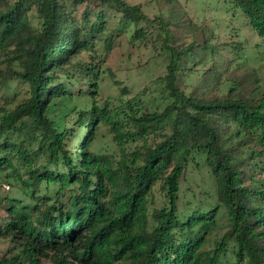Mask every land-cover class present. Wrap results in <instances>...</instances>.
I'll return each mask as SVG.
<instances>
[{"label":"trees","instance_id":"trees-1","mask_svg":"<svg viewBox=\"0 0 264 264\" xmlns=\"http://www.w3.org/2000/svg\"><path fill=\"white\" fill-rule=\"evenodd\" d=\"M227 1L264 40V0ZM144 23L156 26L161 41L167 104L141 115L131 109L124 129L117 114L97 105V77L90 74L104 65L99 48L108 52L125 28L133 29L131 43H147ZM8 49L30 96L10 111L0 109V180L17 181L30 201L4 197L0 239H10L16 252L0 264H221L228 246L231 264H264L259 85L244 95V80L204 69L208 54L214 61L211 45L175 47L162 17L151 20L126 0L9 1L0 8V53ZM235 62L227 68L246 60ZM57 71L87 88L68 92ZM221 89L226 93L215 95ZM64 97L90 103L58 124L48 115L50 103ZM101 121L114 133L119 159L90 150ZM72 124L78 133L84 128L73 153ZM152 134L157 139L149 142ZM140 140V148L126 146ZM195 156L213 179L215 204L179 214L180 180ZM155 191L164 202L150 212ZM222 210L228 228L215 247H206Z\"/></svg>","mask_w":264,"mask_h":264},{"label":"rangeland","instance_id":"rangeland-1","mask_svg":"<svg viewBox=\"0 0 264 264\" xmlns=\"http://www.w3.org/2000/svg\"><path fill=\"white\" fill-rule=\"evenodd\" d=\"M9 1L0 0V8ZM129 5H138L149 19L157 16L162 17L169 25L172 35V45L177 48L187 47L191 44L211 45L214 49L213 62L210 54L204 64L207 70L214 67L223 79L230 82L244 80L241 92L244 95H251L254 87L259 85L260 92L254 96L264 98V40L256 35L251 29L248 21L235 11L227 0H126ZM110 17L112 14H109ZM109 28L114 27L113 19L108 23ZM142 28L149 33L147 43H131L133 34L132 27H127L124 32L116 36L111 49L104 52L99 48V54L104 56V65L101 70L93 71L90 79L98 88L95 101L100 107H107L114 115L122 121L124 129L128 126L125 122L133 113L137 115L161 112L167 104L166 92L163 89V76L165 75V62L160 54L162 50L161 41L156 40L157 29L151 23L141 24ZM155 41V43L151 41ZM244 56L238 59L237 54ZM14 52L11 49L0 53V109L8 111L14 109L30 96L28 84L21 80L17 73L21 71L19 61L15 60ZM83 58H86L84 56ZM236 58L238 59L235 62ZM246 60V63L238 68H227L231 63H239ZM196 67V64L193 65ZM90 73V72H89ZM58 83L66 84L68 92L76 93L80 89L87 88L83 82L69 79L57 71ZM258 81V83L256 82ZM194 81V80H193ZM192 81V83H193ZM195 83V82H194ZM89 89L94 90L89 87ZM227 90L221 89L215 95L222 96ZM256 94V93H254ZM90 103V99L78 98H55L50 103L49 116L61 124L64 117L74 116L72 110L84 108ZM87 104V105H88ZM133 110V113L131 112ZM76 140L70 141L68 147L71 152L84 133L76 125ZM114 133L109 130L108 125L102 121L98 123L94 141L90 146L91 151L105 150L112 152L116 159H119V150L112 145ZM157 137L152 134L149 142ZM130 149L136 145L140 148L143 141L134 143L128 142ZM203 161L199 156L193 158L180 180L181 193L178 202L179 214L187 213L198 207L204 208L215 204V192L213 179L208 170L202 167ZM196 164L200 166L197 168ZM257 178L264 177V168L257 170ZM2 185H8L6 190ZM22 186L15 180H0V220L6 218L4 197L16 198L29 202V197L21 192ZM164 202L161 192L155 191L154 203L150 204V212L154 208H160ZM228 228V222L223 210L218 214V225L208 236L209 243L206 247H215ZM14 243L10 239H0V261L9 259L15 252ZM228 252L222 257L221 264H231L233 255L228 246Z\"/></svg>","mask_w":264,"mask_h":264},{"label":"built area","instance_id":"built-area-1","mask_svg":"<svg viewBox=\"0 0 264 264\" xmlns=\"http://www.w3.org/2000/svg\"><path fill=\"white\" fill-rule=\"evenodd\" d=\"M2 187H3L4 189H6V190L9 189V186H8V185H2Z\"/></svg>","mask_w":264,"mask_h":264}]
</instances>
